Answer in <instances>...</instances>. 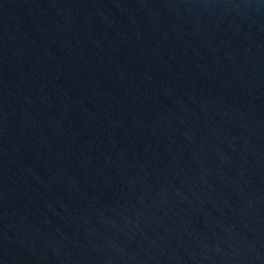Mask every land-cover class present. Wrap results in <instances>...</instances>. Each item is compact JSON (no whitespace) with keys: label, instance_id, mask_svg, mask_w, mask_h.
Masks as SVG:
<instances>
[{"label":"water","instance_id":"water-1","mask_svg":"<svg viewBox=\"0 0 264 264\" xmlns=\"http://www.w3.org/2000/svg\"><path fill=\"white\" fill-rule=\"evenodd\" d=\"M0 264H264V0H0Z\"/></svg>","mask_w":264,"mask_h":264}]
</instances>
